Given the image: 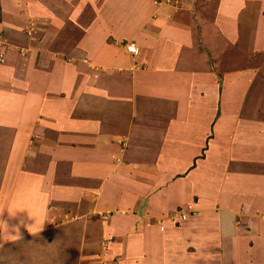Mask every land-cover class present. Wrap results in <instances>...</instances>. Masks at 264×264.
I'll return each mask as SVG.
<instances>
[{"label":"crops","instance_id":"1","mask_svg":"<svg viewBox=\"0 0 264 264\" xmlns=\"http://www.w3.org/2000/svg\"><path fill=\"white\" fill-rule=\"evenodd\" d=\"M89 1V3L92 2ZM144 2L145 0H104L108 12L105 17L104 12H101L103 15L101 22L103 24L104 20L110 21L113 37L124 35L138 39V43L132 42L136 47L139 44L136 55L125 56L118 49L93 47L89 44L87 34L82 40L83 43L75 45L74 50L68 55H63L64 58L69 57V62H65L63 56L54 58L53 55L52 63L46 66L32 64L34 66L31 68L32 66H23V55L18 56L17 53L0 50L5 55V60L2 59L0 63V151H4L1 146L5 144L11 149L13 147H19L18 150L27 149L29 141L34 142V151H41L40 153L50 152L49 149L62 150L59 134L54 130L66 131L63 139L73 146L80 163L77 168L74 166L75 169L72 170L69 179L86 183L88 188L81 187L78 189L79 192L78 190L76 192L86 195L89 193V187L101 182L96 205L104 209V213L115 211L117 214L113 217H116L115 223L119 226L113 230L109 224H106L104 231H101L104 238H107L108 231H115L117 235H120L127 230L124 228V223L127 227L128 217L125 214H119L122 200L127 203L133 201L138 209L137 213L141 216L136 215V217L140 223L135 226L137 229L128 235L129 238L125 242L126 247L132 243L133 256L137 253L135 248L140 250L142 243L146 240L145 236L142 237V231L146 229L148 217L154 223H150L146 229L151 237L148 245L157 249L161 246L158 244L160 240L157 239L158 227L155 222L175 209L170 207L172 201L174 202L172 198L175 197L181 200L178 203L179 206L181 204L182 209H186L187 218L182 222L184 223L182 226L186 236H195V243H192L204 249L203 240L206 241L204 234L207 233L209 239L217 234L219 240L226 244V239L234 236L238 230L235 218L246 215L245 212L238 215V212L232 210L226 203H220L216 206L217 208L208 209L204 206L212 196L208 195L209 189L206 192L203 186V167L207 164V160L213 168L223 164L228 167L233 165L231 179L228 177L224 179L231 185L230 190L225 191L226 198H229L232 192L244 194L246 201L240 206L245 210L247 208L245 204H248L251 210L258 209L264 214V118L262 120L260 118L264 117V108L260 112L258 109L259 106H264L262 105L264 104V83L260 84L263 87L262 94L257 95L253 81L247 79L245 82L248 85L240 81L237 77L239 69L234 65L225 69L228 72V81L225 79L221 82L219 66L217 67L219 49L216 47L221 45L220 37H215V33L206 28L209 25L202 24L204 22L202 19H200L202 20L201 30L195 34L204 45L212 46L209 52L198 48L193 40L194 33H189L184 26L172 25L173 23L162 27L159 33L158 26L161 27L162 23L154 24L153 22L148 32L151 39L148 40L149 44H146L147 31L145 25L141 24V18L148 12ZM164 10L160 12L163 13ZM260 42V47L264 49V38ZM142 46L144 48H141ZM20 64H22L21 76L24 80L21 79L20 83L22 100L18 101L12 96L11 74L19 69L17 66ZM143 64L148 67L142 69ZM94 65L104 66V69L100 70ZM247 67L244 66V71L250 73L251 67ZM225 81L228 83L226 84ZM256 81L258 84V80ZM222 86L228 88L227 94L223 96L220 91ZM50 88L53 90L61 88L62 91H58L59 96L54 92L55 97H50L52 93ZM17 90L20 91V89ZM223 105L225 108L222 109ZM17 106L19 111L14 112ZM173 120L180 122L177 124L178 127ZM205 122L208 127L207 137L204 133ZM6 129L8 134L4 131L2 138L1 131ZM189 135L193 141V152H198L190 157L187 150H181L189 148L187 146ZM195 135L207 139L209 146L205 147V139L199 143ZM176 136L182 138L178 141L180 146L174 147L173 143L177 141ZM184 140L187 142L183 143ZM120 142H124L126 150L120 157L122 163H117L114 156L109 157L108 154L112 151L118 152V148L115 147ZM235 146L238 147L235 150L236 155L231 150L233 147L235 149ZM108 149L110 151L106 153ZM89 151L92 153L89 157L91 161L85 163L88 159L85 153ZM202 151L205 158L196 159ZM117 152L116 158H118ZM241 156L245 159L244 166L240 165L239 161L235 162ZM38 157V169L43 166L44 169L45 166L50 169L46 164L50 162V159L47 160L44 155L43 158L40 155ZM225 159L227 163H224ZM109 163L114 165L110 174ZM18 166L16 163L13 168ZM259 166L261 172L257 176L256 169ZM241 167L244 168V175L236 170ZM120 169L132 172L130 176L134 180L141 178L143 181V177H149L150 184L158 182L160 186L152 185V193L148 189L149 192L145 193L146 199L139 203L137 187L134 184L130 185V191L124 188L125 181H123V174H120ZM6 170L8 167L5 166ZM46 170L39 172L42 175H40L42 182L50 177ZM133 173L136 174L133 176ZM178 174L180 176H177ZM9 178L12 177L9 175ZM244 183L250 185L248 191L241 187ZM163 199L167 201L163 202ZM255 200L260 202H253ZM86 206L85 204L81 207L80 214L89 209ZM47 216L43 215L45 219ZM33 218L35 217L25 221L23 227L29 224L33 227L38 225ZM0 219H3V216ZM249 219L246 232L250 235V240L256 242L259 237L255 232L264 233V221L258 223L256 220ZM61 225L64 224L53 225V227H60L58 230L54 228L55 233L59 238L62 233L68 234L67 238L71 239L70 247L78 240L77 244H83L85 250L93 248L92 243L97 238L95 233L98 226L86 221H80L74 226L67 225L64 228ZM76 233L81 234L79 236ZM192 243H189L186 248H191ZM56 245L58 243L53 244V246ZM261 246L263 248L264 243H261ZM191 251L195 253L192 249ZM70 252L61 253L63 257L71 255V259L67 260L69 264L75 257L80 258L79 254L75 256ZM150 253L145 257H135L134 264H157L160 255H156V252ZM48 256L41 255L39 262L55 263L54 253ZM261 256L260 264H264V255L261 254ZM46 258L50 262L44 260ZM254 258L258 259L256 256ZM193 261L195 264H202L204 259ZM0 264H13V259L5 256L0 259Z\"/></svg>","mask_w":264,"mask_h":264},{"label":"rangeland","instance_id":"2","mask_svg":"<svg viewBox=\"0 0 264 264\" xmlns=\"http://www.w3.org/2000/svg\"><path fill=\"white\" fill-rule=\"evenodd\" d=\"M91 1L92 2L89 3V0H0V50H5V52L11 51L13 54L17 53L18 56L23 55V66L27 65L31 67L32 64L36 66H46L52 63L51 56L54 55L55 58L68 55L74 50L75 45H80L84 42L82 40L85 39V35L87 34V38L90 42L89 44H92L93 47L100 49H118V51L125 54V56L136 55L135 53L138 52L139 44L138 47H136L133 43H136L138 39H132L124 35L123 37H121L122 35L113 37V28L110 21L104 20V25L101 22V16L103 18L101 12H104V17L108 12L104 0ZM145 2L148 12H146L147 14L145 17L141 18V24L145 25L147 31L146 44H149L148 40L151 39V35H149L150 33L148 34V32L153 22L154 24H156V22L162 23L161 27L158 26L160 29L159 33L162 31V27L168 26V23H173L172 25L176 24L178 27L184 26L189 33L194 34L201 30L202 24H207L209 26H206V28H209L210 32L215 33V37H220L221 41V45L219 47L216 46L219 49L217 53L219 59L217 67L219 66L221 82L225 79L228 81V72L225 71V69L234 65L239 69L237 73L238 79L240 78V81L244 83H247L245 82L247 79L252 80L257 90L256 94H262L261 89L263 87L260 86V84L262 82L264 83V49L262 46L260 47V41L264 38V0H145ZM159 9L165 10L162 13ZM200 19L204 20V22L202 23ZM196 35L197 34H195L193 40L198 48L206 52H209V49L211 51L212 46L210 45V47H208L209 45H204L203 41ZM141 48H144V46ZM4 56V52L2 53L1 51L0 63H2V59L5 60ZM68 59L69 57L64 58L63 56L65 62H69ZM22 64L17 66L19 69H17L15 73L13 72L11 74L13 77L11 79L12 96L15 99L17 98L18 101L20 99L22 100L20 95L22 89L20 83L21 79H23L21 76ZM33 66L31 68H33ZM141 66L142 69L148 67H145V64ZM244 66L251 67V72L244 71ZM94 67L100 70L104 69V66L100 65H94ZM233 74L234 73H232V75ZM256 80H258V84ZM227 81H225L226 84L228 83ZM17 89H20V91ZM50 89H52V93L48 90L50 97L55 95L54 92L59 96L58 91L61 90V88H57V90H53V88ZM227 90V86H222L220 88L222 96L227 94ZM2 91H4V89ZM18 106H20V104ZM18 106L14 112L19 111ZM223 108H225L224 105L222 106V109ZM262 108H264V106L258 107L259 112ZM260 118L262 120L264 117L261 116ZM173 122L176 127H178L177 124L180 122L176 120H173ZM13 128L11 129L12 132L14 130ZM4 131L8 134L7 129L2 130V138L5 133ZM54 131L59 134L62 150L57 149V151H52L49 149L50 152L47 150L48 152L40 153L41 151H34L33 141H29L27 149L23 148L21 150H18L19 147H13L11 149L7 144L1 146L4 151H0V218L3 216V219L9 223V226H19L21 238L13 239L0 231V259L6 256L13 259V264H43L39 262V257L41 255L49 257L48 254L52 255L54 253L53 257L55 258V263L52 262V264H69L67 260L71 259V255L63 257L64 255L62 254H68L69 251H71L75 256L79 254L80 258L77 259L75 257L70 264H134L136 261L135 257H145V255H150V252H156V255H160V260H158L157 264H195L193 260L198 261L202 258L204 259L202 264H260L261 254L264 255V246L261 248V243H264V233L255 232L259 240L253 242L250 240L251 237L246 231L250 222L249 218L261 223L264 221V214L259 212L258 209L251 210L248 204H245L247 208L244 210L240 206L246 201L244 194L232 192L230 193V197L226 198L225 191H229L231 185H229V182H225L224 179H227V177L231 179L230 174L234 169L233 165L228 167L223 164L213 168L210 166L209 160H207V164L203 167V186L206 192L209 189L208 195L212 196L208 201L209 203L205 202L204 206L209 209L219 206L220 203H226L232 210L238 212V215L244 212L246 215H239L235 218L238 230H236L234 236L226 239V244L224 241L219 240L217 234H215L212 239H209L207 233L204 234L206 239V241L203 240V242H205L204 249L194 244L195 236H186L184 226H182L184 224L182 223L183 221L176 222L175 220H171L174 214L179 212L185 213L186 211L185 208L182 209L181 204L180 206L178 204L181 200L175 199L178 198L175 197L172 198L174 202L172 201L170 206L171 208L175 207V209H173L172 212L166 213L162 219H158L155 222L158 227L156 229L157 236H159L157 239L160 240L158 244L163 246H158L157 249V247L151 248L148 245V240L151 237L146 229L150 223L154 224L152 219L148 217L146 229L142 231V237L145 236L146 240L142 243L140 250L135 248L137 253L133 256L132 243L126 247L125 242L129 238L128 235L137 229L135 226H138L140 223V221H137L138 217H136V215L138 216L140 214L137 213L138 209H136L134 202L129 201V203H127L125 200H122L121 202L123 203L119 206L121 209L119 214H125L128 217L126 223L128 226L125 227L124 223V228L127 229L124 234L117 235V232H109L107 230V238H104V234L101 231H104V226H106V224H109L113 230L117 229L119 226V224L115 223L116 217H113L117 214L115 211L104 213V209L102 210L96 205L100 192L98 188L102 186L101 182L97 183L96 186L89 187V193L86 195L76 192V190L81 187L82 189L87 188L86 183L74 182V180L69 179L72 170L74 171L75 167L77 168L80 165L77 152L72 145H69L70 143H67L66 140L63 139V135H65L66 131L62 132L60 129ZM204 133L207 137L208 127H206V122ZM194 137L195 139L198 138L199 143L205 139L198 135ZM176 138L177 141L173 140L175 143L172 141L175 145L174 147L180 146V144L178 145V141H180L182 137L176 136ZM206 140L207 139H205V141ZM186 142L187 140H184L183 143ZM192 142L191 136L189 135L187 145L189 148L181 149L187 150L189 157L198 153L193 152ZM204 143L205 147L209 146L208 141ZM5 147L7 148L5 149ZM115 148H118V152H116L119 159L116 158L115 151H112L108 155L109 157L114 156L117 163H122L120 157L126 150L124 142H120ZM237 148L235 147L234 149L233 147L231 149L234 151L235 155L237 154L235 151ZM175 150L178 151V149ZM109 151L108 149L106 153ZM88 153H85V156L88 157L85 163H90L91 161L89 157L92 153ZM42 154L47 160L50 159V162L46 163L49 165L50 169L46 168V166L45 169L44 166L38 169V155L43 158ZM93 154L95 156V151ZM199 154L196 159L205 158L203 151L201 155ZM227 158L231 160L230 157ZM238 158L239 160L236 159L237 161L235 162L239 161L241 162L240 165L244 166V156ZM226 160L227 159H225L224 163H227ZM16 163H18L19 166L16 167L15 170L13 167H15ZM91 164L94 165V163ZM5 166L8 167L6 171ZM113 167L114 165L109 163V174L114 169ZM253 169L255 170V167H253ZM43 170H46V173L48 172L50 177L42 182L40 180L42 175L39 172ZM236 170L244 175L243 167ZM256 170V175H260L261 167L259 166ZM121 173L123 174L122 177H124L123 181H125L124 188L130 191V185L134 184L137 187L139 203L144 202L146 199L145 193L149 191L152 193V185H155L154 187L160 186V184H157L158 182L156 184H150L148 182L149 177H143V181L141 178L134 180V178L131 177L132 172L126 169L124 171L120 169V174ZM135 174L136 173H133V176ZM9 175L12 178H9ZM177 176L180 175L178 174ZM88 183L89 182H87V184ZM135 183H137V185ZM241 187L243 189L246 188L245 191L250 189V185H245V183L241 184ZM148 189L150 190L148 191ZM166 201V199L165 201L163 199V202ZM253 202L260 201L255 200ZM85 204L87 205L86 208L89 209L80 214L79 211ZM138 206L137 202V207ZM256 210L257 212H254ZM13 211L17 212V215L9 219ZM43 215H48L46 217L47 219H45ZM111 216L113 218H111ZM30 217H35L33 219H35L38 225L27 229V227L23 226L24 223H26L25 221H28ZM80 221H86L89 224L91 223L92 225L98 226L96 228L97 232L95 233L97 238L93 241V248L91 250L89 248L85 250L83 244L78 245V240L70 247L71 239L67 238L68 234L62 233L59 238L54 228L58 230L60 227H53V225L58 226L59 224H64L61 225L63 228L67 227V225L74 226V224ZM47 224L51 225L50 227H53V229L47 227ZM45 225L47 226L45 227ZM76 234L80 236L81 233ZM58 240H60V242ZM62 240L64 242H62ZM211 240L216 242L213 243ZM54 243H58V245L53 246ZM189 243H192L193 248H186ZM191 249L195 253H193ZM152 255L154 256V253ZM255 256L258 258L257 260L254 258ZM44 260L50 262L47 258Z\"/></svg>","mask_w":264,"mask_h":264},{"label":"clouds","instance_id":"3","mask_svg":"<svg viewBox=\"0 0 264 264\" xmlns=\"http://www.w3.org/2000/svg\"><path fill=\"white\" fill-rule=\"evenodd\" d=\"M17 215V212L13 211L12 214H11V217H9V219L15 217ZM27 229L28 228H32L33 225L32 224H29V225H26ZM0 231H2L5 235H8L10 237H12L13 239H20L21 236H20V232H19V226H16V227H10L9 226V223L4 220V219H0Z\"/></svg>","mask_w":264,"mask_h":264},{"label":"built area","instance_id":"4","mask_svg":"<svg viewBox=\"0 0 264 264\" xmlns=\"http://www.w3.org/2000/svg\"><path fill=\"white\" fill-rule=\"evenodd\" d=\"M185 219H186V214L185 213H182V212H179V213L174 214L172 216V218H171L172 221L175 220L176 222L184 221Z\"/></svg>","mask_w":264,"mask_h":264},{"label":"trees","instance_id":"5","mask_svg":"<svg viewBox=\"0 0 264 264\" xmlns=\"http://www.w3.org/2000/svg\"><path fill=\"white\" fill-rule=\"evenodd\" d=\"M186 218H187V217H186ZM185 220H186V219H185ZM185 220H184V221H185Z\"/></svg>","mask_w":264,"mask_h":264},{"label":"bare ground","instance_id":"6","mask_svg":"<svg viewBox=\"0 0 264 264\" xmlns=\"http://www.w3.org/2000/svg\"><path fill=\"white\" fill-rule=\"evenodd\" d=\"M236 147V146H235Z\"/></svg>","mask_w":264,"mask_h":264}]
</instances>
